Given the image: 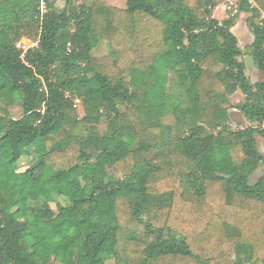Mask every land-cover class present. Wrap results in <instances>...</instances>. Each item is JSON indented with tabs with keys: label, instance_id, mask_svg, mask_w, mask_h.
Masks as SVG:
<instances>
[{
	"label": "trees",
	"instance_id": "1",
	"mask_svg": "<svg viewBox=\"0 0 264 264\" xmlns=\"http://www.w3.org/2000/svg\"><path fill=\"white\" fill-rule=\"evenodd\" d=\"M62 1L0 0V264H264V0Z\"/></svg>",
	"mask_w": 264,
	"mask_h": 264
},
{
	"label": "rangeland",
	"instance_id": "2",
	"mask_svg": "<svg viewBox=\"0 0 264 264\" xmlns=\"http://www.w3.org/2000/svg\"><path fill=\"white\" fill-rule=\"evenodd\" d=\"M82 1H85L89 5L92 4V0H78L77 3H81ZM55 6L58 8L64 7V2L62 0H54ZM102 4H105L106 6H112L117 8H125L127 5V0H100ZM235 3V4H234ZM238 2L236 0H225L223 3L219 4L213 11L214 16L220 20L223 21L229 17L233 12H235V8L237 7ZM42 9H46L45 2L42 3ZM249 17V14L247 13H241L239 18L237 19L236 25L233 27V32L237 35L239 38L240 45L244 51L243 55L241 56V59L246 63V72L248 76L250 77L252 82H257L259 80H264V72L260 71L257 64L253 60V58L250 56L249 53L245 51V48L248 44H250L253 39L254 35L251 33L247 18ZM252 39V40H251ZM109 51V46L107 42L101 43V46L94 51V54L96 55H104ZM134 77L137 80L139 77V73L135 72ZM8 90L1 91V94H8ZM230 105L227 108V113L230 114V124L231 127L234 129L245 127L249 125L248 119L240 113L239 109L237 108V105L239 102H242L244 100V94L239 90L235 94L229 96ZM78 111L80 116L82 117L84 115L83 106L78 103ZM244 120V122H243ZM246 122V123H245ZM245 123V124H244ZM101 131H105L107 127V121L104 119L103 122L100 124ZM51 142V141H50ZM257 142L258 147L261 150L263 157H264V139L258 135L257 136ZM32 158L25 157L20 161V168L25 169L27 166H29L32 163ZM96 172H102V170H97ZM264 173V159L260 167L255 171V173L251 177L252 182H256L260 179V177ZM32 183V182H31ZM29 183L27 184V192L31 198L37 197L41 193V191L38 189L37 184L35 183ZM69 204V200L65 197H57L54 196L51 206L53 209L57 210L59 206H65ZM67 213H64L63 215L66 216ZM63 226L64 227H70V226H78L79 228H84V224H73L67 217H63ZM114 239L110 238L104 247L103 255L108 256L111 252V248L113 245ZM108 264H115V259L111 258L108 260Z\"/></svg>",
	"mask_w": 264,
	"mask_h": 264
},
{
	"label": "built area",
	"instance_id": "3",
	"mask_svg": "<svg viewBox=\"0 0 264 264\" xmlns=\"http://www.w3.org/2000/svg\"><path fill=\"white\" fill-rule=\"evenodd\" d=\"M37 45V42H34L27 37H22L18 42H17V47L20 48L23 52L22 56L25 55V53L35 47ZM80 103V99H76V104Z\"/></svg>",
	"mask_w": 264,
	"mask_h": 264
},
{
	"label": "crops",
	"instance_id": "4",
	"mask_svg": "<svg viewBox=\"0 0 264 264\" xmlns=\"http://www.w3.org/2000/svg\"><path fill=\"white\" fill-rule=\"evenodd\" d=\"M252 40V39H251ZM261 71V70H260ZM262 72V71H261ZM264 72V71H263ZM260 81V80H259ZM254 83V82H253Z\"/></svg>",
	"mask_w": 264,
	"mask_h": 264
},
{
	"label": "water",
	"instance_id": "5",
	"mask_svg": "<svg viewBox=\"0 0 264 264\" xmlns=\"http://www.w3.org/2000/svg\"><path fill=\"white\" fill-rule=\"evenodd\" d=\"M243 122H244V120H243ZM245 123H246V122H245ZM245 123H244V124H245Z\"/></svg>",
	"mask_w": 264,
	"mask_h": 264
}]
</instances>
